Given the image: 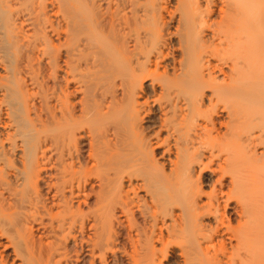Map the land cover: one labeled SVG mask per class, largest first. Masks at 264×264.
Here are the masks:
<instances>
[{
	"label": "bare ground",
	"instance_id": "obj_1",
	"mask_svg": "<svg viewBox=\"0 0 264 264\" xmlns=\"http://www.w3.org/2000/svg\"><path fill=\"white\" fill-rule=\"evenodd\" d=\"M49 1L0 0V66L5 71L0 75V102L1 97L11 100L8 110L0 103V264H85L81 258L87 250L88 264H96L95 247L104 240H123L125 228L144 234L145 242L135 251L144 264H155L159 256L172 258L175 264V257L183 264H264V135L254 131L257 118L250 121L242 112L244 95L231 109V87L215 77L216 70L227 73L209 58V49L225 57L227 31L217 27L212 36L200 30H191V35L188 21H180L189 34L179 35L182 56L173 58L169 74L164 51L171 43L167 31L163 33L168 26L164 17L168 0ZM226 2L220 9L222 24L232 18ZM206 5L209 15V0ZM55 6L56 20L49 11ZM177 7L189 10L183 20L200 13L199 27L208 26L201 0H176ZM25 9L31 12L22 15ZM62 34L66 41L55 44L53 38ZM152 47L158 52L154 59L148 54ZM255 47L260 52L264 44ZM5 56H10L9 62ZM160 68L166 70L160 73L164 85L158 96L147 81ZM164 93L169 95L166 103L171 100L169 107L158 104ZM149 95L159 98L158 107L148 103ZM37 97L41 105L35 103ZM207 102L221 103L223 112H228L226 119L213 117L217 106L210 105L213 112L209 115L206 110L204 123L198 122L197 113L205 112ZM214 162H219L217 172L222 174L215 183L223 187L231 171V189L237 193L242 223L230 239L236 254L212 255L218 243L211 236L205 246L194 240L179 253L171 252L165 243L174 234L189 229L206 232L213 222L217 225L226 219L229 205L221 202L223 198L202 200L205 163ZM137 178L143 185H136ZM149 179L162 189L160 183L168 182L163 185H170L171 195L182 197L179 214L171 211L173 207L164 212L172 220L170 227L158 204V209L146 205L140 210L141 226L133 215L126 223L117 216L131 215L140 198L138 191H148L144 184ZM66 230L68 236L61 234ZM89 231H94V239ZM129 231L126 242L136 249L137 241ZM70 235L72 263L67 258Z\"/></svg>",
	"mask_w": 264,
	"mask_h": 264
},
{
	"label": "rangeland",
	"instance_id": "obj_2",
	"mask_svg": "<svg viewBox=\"0 0 264 264\" xmlns=\"http://www.w3.org/2000/svg\"><path fill=\"white\" fill-rule=\"evenodd\" d=\"M51 1L52 0H50L49 2H51ZM209 1H210L211 7L213 6L212 8L210 7L208 9L209 12H211V13H209L210 16L205 11V9L208 6V5H206L207 0H201V6H202L201 11L204 10V12H205V13L203 12L204 13L203 19L205 18V20H207L208 26H206V24H205L204 27H202V26L199 27L198 21L201 18V16L199 18L200 13H198V15L196 13H194V15L191 14L192 17H194V18L190 19L191 18L190 17L189 19L183 20L182 16L190 15L188 12L189 10L187 11L186 10L187 8H185V10L184 9L182 10V7L176 8V0H168V5H169L168 12H169V14H167L168 12L166 14L164 13V17H166L165 21L168 22L167 23L168 26L166 27L167 30H166V28L163 30V33L167 31L166 34L165 33L164 34L168 35V38H169L170 43H171V45L168 47L169 50L166 49V51H164L165 57L167 56L165 58L166 63L164 62L167 70L163 69V68H162L163 69L162 70L160 68L158 73H154V75L151 74L152 76H150L151 78L148 79L147 85L153 84L158 96L160 95V93L163 90L162 84L164 85V81H162V79H163L162 74H165V70L169 71V74H172L173 73V68H172L173 67V58H175V59L177 58L179 60L182 56V51H180L182 48L180 47V45L178 43H179V38L183 37L182 36L183 33L186 32L187 34H189V31L191 32V30L193 33L194 32L197 33L200 30V31H205L204 35L212 36L213 34H211V33L219 30L217 27L223 28L227 31V34H228V42H227L228 49H227V52L225 53V57L223 56V54H224L223 51L220 53L221 57L223 56L222 58L224 60L221 59L219 57V55L215 54L213 49H209L210 51L209 50L208 51L211 53L214 52L213 55L211 53H209V55L211 56V57H209L210 61H212L211 63H213L214 66L217 65L216 67H220L222 65L221 67H223V69L225 71L224 74H226V73L227 74H226V76H224L222 74L217 73L218 70H216V73H215L216 76L215 77L218 79V82L222 83L225 81V83H227V85H229L231 87L230 88V97L231 98L230 99L228 98L230 100L228 102L230 104L229 106L231 107V109L238 107V102H237L238 97H240V95H244L242 97L243 98L242 106H241L242 112L244 113V115L246 117L249 118L250 121L252 120L253 117L257 118V125H256L257 128L254 131L257 133L261 132L264 135V47L262 48V50L260 52L257 51V49L255 47V44H258V43L264 44V0H228V2H226V0H213V1L209 0ZM211 1L213 2L212 4H211ZM49 2H47V3L49 4ZM221 2H222V4H221ZM224 2H226V7L228 5V8H229V9L227 8L228 13H229V11H230V13H232V18H230V20H228V21L227 20L224 21L222 24L221 20L223 21V19L221 17H223V15H222L223 12L221 13V11L223 10L222 6L224 5L223 4ZM50 4H49V6H51ZM26 9L29 10V8H26ZM26 9L24 10V12H22V15L31 12V11L30 12L26 11ZM220 9H222V10L220 11ZM57 10H58L57 6H55V9H53V7L51 9V7H50V10H49L51 13L50 15L53 17L54 20H56V18H57V15H55V13L57 14L59 12V10L58 11ZM189 20H192L193 22L189 21ZM180 21L182 23L185 22V24L188 21L187 25L191 26V27H188V26H186V27H188V30L189 29L190 30L188 31L187 28L185 30V24L184 25L181 24ZM194 22H196V23H194ZM192 23H193V25H191ZM211 24H212V26H210V27H212L213 30H212V28L209 27V25H211ZM215 24H216V26H215ZM182 25H183L184 29L181 27ZM179 26H180V28H179ZM213 26L216 28L214 29ZM209 29H211V30H209ZM25 30H27V28ZM192 32L190 33L191 35H193ZM179 35L181 37H179ZM208 36H205V37H208ZM184 37H186V36L184 35ZM53 40H54L55 44H57V45L62 44L66 41V36H65V34H62L59 37H54ZM216 42H219V41H216ZM179 47H180V49H179ZM152 49L149 48V50H151V51L148 50V54L152 59H154L155 57H157L158 52L155 51L154 47H152ZM220 51H216V53H219ZM217 56L220 59L217 58ZM9 59H10V56H8V57L5 56L4 60L9 62ZM221 60H223L224 63L221 62ZM160 73H162V74H160ZM0 75L1 76L5 75V71L2 67L0 68ZM239 91H241V92H239ZM168 92H170L169 95H171L173 93L172 90L168 91ZM166 93H164V96L162 97V99H160L161 100L160 102H159L158 97H154V96L152 97L149 95L148 99L149 98L150 99L149 100L147 99L148 103L151 106H155V103L159 102L158 103L159 105L160 104H162V105L166 104L165 106L169 107V105H171V100H169L170 102L168 101L166 103V101L169 98V95H166ZM207 93H208L207 95L210 97L211 96L210 90H208ZM167 96H168V98H167ZM171 96L173 98V95H171ZM182 98H184V95L182 96ZM156 99H158V102H156ZM152 100H153V102H151ZM182 101H183V99H182ZM141 102H144V101H141ZM215 102H216V100H215ZM0 103L2 104V107L5 110L6 109L8 110L9 107L11 106V100L8 96L6 98L1 97ZM35 103H37L38 105H41L40 98L37 97ZM168 103H169V105H168ZM231 103L233 105H231ZM158 104H156L157 106H155V107H158ZM184 104L185 103L183 101V105ZM212 104L207 102L205 105L206 109H205V107L203 108L204 109L203 111H205V112H203L201 114L197 113V115H199L197 117L198 122L204 123L205 117H202V115L205 116L206 115L205 113H208V112H209L208 114L210 115V113H212L214 110H215V112H213L211 115L214 114L215 118L219 117L221 121H224L226 119V116H227L226 114L228 112L227 113L223 112L222 104L219 103L218 104L219 106L216 105L217 103L213 104V105ZM210 105L211 106L216 105L218 107V110H217L216 106H215L216 109L214 107H211V108H214L213 111L209 110ZM206 110H208V112ZM217 114H219V115H217ZM214 115H213V117H214ZM91 127H93V126H91ZM85 128L86 129L90 128V126L87 125V126H85ZM152 133H154V132H151V135L150 134L149 135L153 136ZM163 134L166 136V133H163ZM164 135H162L163 139L165 138ZM56 153L57 152L55 151L53 154V158H56L55 157ZM172 159H173V157H172ZM165 161H166L165 162L166 165L169 164L167 159ZM218 163L219 162H214L213 164L205 163L207 165V167L209 166L208 168L212 167V169H214L215 172L212 171L211 168L208 169L207 167L205 168L207 171L204 170V172H206V173H203V176H202V180H203L202 186H203V192H205L204 193L205 197H203L202 200H203V203H205L204 201L207 202L208 196L209 197L211 196L214 198L215 195L216 196L218 195V197H221L223 199L226 197L225 198L226 201H223V199H221V202L227 203L229 206H227L226 212L225 211L220 212V213H222V212L226 213L225 214L226 219L224 218L225 220L222 221L221 224H220V222H218L217 225H215L216 223L214 224V222H213L211 224V228L212 227L213 228L212 229L210 228L211 230L210 229L206 230V232L204 231V232L200 233V232H196V229L195 230L189 229V231L174 234L175 236H173V237L171 236V238L168 239V242L166 241V243H165V244H167V246H165V247H168L167 249L169 251L179 253L183 247L187 246L190 242H192L194 240L201 243L203 246H205L207 244V241L210 239V236H211V238L213 237L214 244L217 245V243H218V245L221 246V242H222V246H224V247H222V246L220 247L217 245V247H214V249L211 250L212 255L218 254V257H219V255H221V252H224V251H228L226 253V257L229 254H230L229 257H233L236 254L235 253L236 250L231 251L232 247L234 246V243H232L230 239H232L231 236L233 235V233L235 231H237L240 228L239 225H241V223H242V221L239 217V214H238L239 213V208H238L239 206L237 204L238 202L236 203L237 193L235 192V190H232L233 188L231 189L232 186L230 183L231 182L230 181V178H231L230 177L231 176L230 175V172H231L230 168H229V171H230L229 174L226 175V177H225L226 178V180L224 182L225 185L223 184L224 188L221 187L220 184H216L219 181L218 179H220V177H222L221 176L222 174H220V172H217L220 169L218 166L219 165ZM169 165H167V166H169ZM170 168H171V166L169 167V170H170ZM167 170H168V168H167ZM169 170L167 171V173L169 172ZM135 180H138V182H135V183H138L136 185H139V186L143 185V182L141 181V179L137 178ZM139 181H141L142 183L141 182L139 183ZM98 182L99 181L95 180L94 184L95 183L98 184ZM150 182L152 183V185L150 184ZM53 183L56 184V181H54ZM164 183H168V182H164ZM164 183L163 182L160 183V185L163 187V189H162L160 186H158V184L156 182L153 181V179H149L147 181V184H144V186L147 187L146 189H148V191L144 190L145 188H142L138 191V194H140L139 197L140 198L142 197V198L136 199L138 202L136 201L133 204V206L131 207L132 208L131 215L128 213L123 214L120 212V214L117 213V216H119V218H121V220H123L124 222L127 220L129 221L133 217H134V219H138L137 221H140V220L143 221L141 219L142 216H140V213L143 210L142 208L144 206L148 205V206H152V207H157V209H158V206H160L159 208H161V210L158 209V212H162L163 215H166L165 220H166V218H167V220L165 222H166L167 226L168 225H169L168 227L172 226V220H170L171 218L167 215L171 211H177L176 215L179 214L178 212H180V209H181L180 207L182 206V204H181L182 202L180 199H182V197L179 194L176 195V197H174L175 194H174V196H172L173 192H170V191H172L170 185L167 188V186L163 185ZM96 184H95V186L97 187L99 184L98 185H96ZM153 188H155V189H153ZM166 188H167V190H166ZM152 191H154V192H152ZM163 191L170 193V195L168 193H164ZM220 191L224 192V194L220 193ZM150 192H151V194L152 193H155L156 195L158 194L157 196L155 194H153V195H155L154 198H156V199H154L152 197L153 195H151ZM160 194L164 198L159 196ZM166 194H167L166 197L163 196ZM209 194H211V195H209ZM51 196H53V194ZM177 198H178V200H180L179 202L176 200ZM173 199H175V201ZM172 200L176 203H179L180 205L173 203ZM170 201H172V202H170ZM158 202H160V205ZM161 203H163L165 206ZM157 204H158V206H155ZM174 204H176V206H174ZM167 205H169V207ZM83 209L85 212H87V210H88L85 207ZM170 209H171V211H169ZM178 209H179V211H178ZM166 210L168 211V213H164V212H166ZM161 214H160V217H161ZM132 215H133V217H132ZM163 215H162V217H163ZM141 221L139 222L140 226L143 224V222H141ZM223 222H225V223H223ZM54 223H55V225H57V220H55ZM151 224H152V222H149L147 230H149ZM214 225L215 226L220 225V226L215 227ZM167 226L165 225L164 229L167 228ZM216 228H218V229H216ZM125 229L123 231L124 239L121 240L123 242L118 240V241L113 243L111 241L104 240L100 243L99 246L95 247L94 259L96 261V264H101V262H103V261H105L106 264H144L142 262V260H140V257L136 256L138 253L135 254V251H137V248L140 250V245H141L142 241H143V243L145 242L144 234H140V235L137 234L138 232H136L134 230V228H133V230L131 229V231L125 230ZM128 231L132 234L134 239L137 241L136 242V249H134L133 246H131L128 242H126L127 241L126 240V234L128 233ZM164 231H165V234L168 232V230H166V229ZM146 232H147V234L149 233V231H146ZM216 232H218V233H216ZM68 233H69L68 230H66V232H63L61 234H67V236H68ZM90 233H91V235H90ZM94 234H95L94 231L88 232V236L89 235L92 236L93 239L95 236ZM72 235L67 237V243L70 244V248L68 249L69 251L67 252V254H68L67 258H68L70 263L75 261V253L72 250V247H73ZM219 241H221V242H219ZM3 242L6 243L7 241L5 239H3ZM215 242H217V243H215ZM223 242H224V245H223ZM230 243H232V244H230ZM155 245L157 246L158 250L163 249V245H161V244H155ZM225 247L227 249H225ZM222 249H223V251H222ZM87 252H89V250H87L85 252V254H84L85 258H84V256H83V258H81V259H85L84 260L85 264H88L90 259H91V253L89 252L90 253V255H89V253H87ZM231 252L233 253L232 256H231ZM128 253L130 255H128ZM221 256H223V255H221ZM158 258L159 259L155 264H175L174 259H172V258L168 257L167 259H164V258L162 259L161 256H159ZM118 260H120L122 262L118 263L117 262ZM226 260H227V258H226ZM175 261H177V264H183V260L180 257H175ZM9 264H12V261H10ZM16 264H20V262H17Z\"/></svg>",
	"mask_w": 264,
	"mask_h": 264
}]
</instances>
